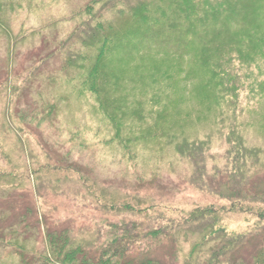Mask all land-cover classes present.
Returning a JSON list of instances; mask_svg holds the SVG:
<instances>
[{"label": "rangeland", "instance_id": "1", "mask_svg": "<svg viewBox=\"0 0 264 264\" xmlns=\"http://www.w3.org/2000/svg\"><path fill=\"white\" fill-rule=\"evenodd\" d=\"M90 1L0 0V235L7 246L0 247V264H19L18 246L46 251L47 231L75 235L84 227L106 232V220L118 225L120 215L99 210L101 205L112 211L124 204L146 209L163 223L212 208L228 231H253L258 220L252 213L229 211L228 202L189 184L191 166L173 146L181 138H211L209 154L217 162L208 160L210 171L223 165L222 137L233 127L247 147L264 152V92L245 90L222 100L223 87L205 86L208 70L195 55L116 54L106 63L105 79L111 82L103 89L108 111L117 110L114 121L95 95L82 91L73 70L53 59L79 21L72 15ZM158 6L170 8L165 2ZM165 30L161 25L157 35ZM148 37L142 42L153 39ZM257 59L251 72L263 78L264 55ZM33 76L37 79L29 80ZM48 105L56 112L46 119ZM173 135L175 141L166 143ZM71 181L90 188L93 199L86 191L72 195ZM254 186L264 192V173ZM176 238V245L171 239L142 241L132 251L136 259L183 264L191 241ZM263 244L264 230L239 257L248 262Z\"/></svg>", "mask_w": 264, "mask_h": 264}, {"label": "trees", "instance_id": "2", "mask_svg": "<svg viewBox=\"0 0 264 264\" xmlns=\"http://www.w3.org/2000/svg\"><path fill=\"white\" fill-rule=\"evenodd\" d=\"M163 2L169 3L170 8L158 6ZM74 16H78L79 21L53 59L73 70L81 80L82 91L95 95L100 108L110 113V117L114 116V121L117 110L108 111L106 97L109 95L103 89L111 82L110 77L105 79L108 76L106 63L116 54L145 53L176 58L195 55L208 70L205 86L223 87L219 90L222 100L226 97L231 100L235 92L245 90L258 91L260 95L264 92V77H253L251 72L252 67L258 68L257 58L264 55V0H91ZM161 25L166 30L157 35ZM118 27L123 29L116 31ZM149 35L148 38L153 39L142 42L141 37ZM258 78L261 80L257 81ZM34 79L37 76L29 80ZM116 79L112 81L114 86L118 84ZM45 112L44 118L48 119L56 112L54 105H48ZM228 130L222 137L227 150L221 158V167L214 165L208 171V160L213 158L209 154L211 138H181L174 143L173 152L191 166L190 185L225 200L229 211L252 213L258 220L253 231L243 234L234 229L228 231L226 226H221L218 212L212 208L195 209L187 218L163 223L160 217H148L146 209L135 210L124 204L122 208L115 206L112 211L101 205L99 210L120 215L118 225L106 220V232L102 227H84L75 235L67 231L58 234L47 231L44 235L46 251H29L16 246L14 253L19 264H162L148 256L136 259L133 246L142 241H149V245L163 239H171L176 245V237L191 241L189 259L183 264H264V244L248 262L239 257V252L264 230V192L254 186L255 180L264 173V152L247 147L233 127ZM165 139L166 143H172L175 136ZM67 169L76 172L72 167ZM69 186L75 188L74 192L70 191L72 195L86 191L90 198L95 196L79 181H71ZM67 191L65 188L63 193ZM142 203L137 200V204ZM128 210L130 214L126 216L124 212ZM9 234L16 239L15 233ZM3 243L5 239L0 235V247L4 249L7 246ZM202 254L205 255L203 261Z\"/></svg>", "mask_w": 264, "mask_h": 264}]
</instances>
